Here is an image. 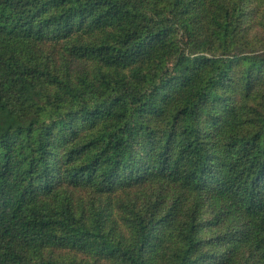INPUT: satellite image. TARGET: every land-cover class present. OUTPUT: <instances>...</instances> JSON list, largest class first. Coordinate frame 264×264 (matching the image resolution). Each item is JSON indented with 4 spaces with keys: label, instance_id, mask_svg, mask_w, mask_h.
I'll return each instance as SVG.
<instances>
[{
    "label": "trees",
    "instance_id": "16d2710c",
    "mask_svg": "<svg viewBox=\"0 0 264 264\" xmlns=\"http://www.w3.org/2000/svg\"><path fill=\"white\" fill-rule=\"evenodd\" d=\"M0 264H264V0H0Z\"/></svg>",
    "mask_w": 264,
    "mask_h": 264
}]
</instances>
